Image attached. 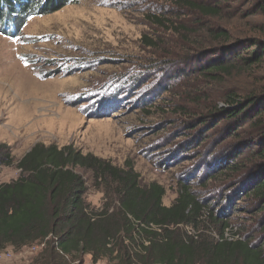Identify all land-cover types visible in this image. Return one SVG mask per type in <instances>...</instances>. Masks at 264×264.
<instances>
[{"label": "trees", "instance_id": "trees-1", "mask_svg": "<svg viewBox=\"0 0 264 264\" xmlns=\"http://www.w3.org/2000/svg\"><path fill=\"white\" fill-rule=\"evenodd\" d=\"M73 1L0 0V24L18 30L23 16L50 14ZM160 12L148 17L164 38L145 36L143 42L157 48L177 37L161 58L171 65L197 59L200 69L188 78L219 86L214 95L210 84L207 113L220 118L216 128L236 125L232 135L241 153L228 158L223 170L234 178L233 188L240 186L236 197L241 194L252 207L249 218L234 232L232 214L238 210L217 215L213 200L202 201L186 184L166 206V189L157 183L144 187L133 166L119 168L73 146L39 143L18 161L20 177L0 183V250L47 240L35 264L83 263L86 255L95 264H264V0H178L171 11ZM14 163L10 146L0 144V169ZM76 168L91 172L92 184L110 201L103 210L86 204L87 181ZM219 201L215 209L223 205Z\"/></svg>", "mask_w": 264, "mask_h": 264}, {"label": "rangeland", "instance_id": "rangeland-1", "mask_svg": "<svg viewBox=\"0 0 264 264\" xmlns=\"http://www.w3.org/2000/svg\"><path fill=\"white\" fill-rule=\"evenodd\" d=\"M177 1L74 0L50 14L23 16L16 21L20 31L0 24V144L10 146L15 160L0 169V183L20 177L17 163L36 144L73 146L113 166H133L144 187L157 183L166 189V206L186 184L202 201L213 200L217 215L237 209L230 229H241L252 207L241 194L236 197L240 186L233 188L234 178L223 170L228 158L241 153L232 135L236 125L216 128L220 118L207 113L210 84L214 95L219 86L188 78L200 69L197 59L171 65L161 58L177 37L157 48L143 42L145 36L164 38L148 15L169 12ZM198 110L207 117L201 119ZM75 170L87 181L86 204L103 210L110 201L92 184L91 172ZM216 198L224 201L217 209ZM204 225L214 228L209 221ZM180 229L193 233L188 226ZM31 247L0 250V264H35L41 251ZM8 252L12 256L4 258ZM83 262L93 261L86 255Z\"/></svg>", "mask_w": 264, "mask_h": 264}, {"label": "built area", "instance_id": "built-area-1", "mask_svg": "<svg viewBox=\"0 0 264 264\" xmlns=\"http://www.w3.org/2000/svg\"><path fill=\"white\" fill-rule=\"evenodd\" d=\"M46 241L47 240H45L44 242H41V243H37V244H35L34 246H32L31 248H28L27 250H31V251H36V250H42L44 247H45V245H46ZM12 256V253L11 252H8V254H5V255H3V257L4 258H10ZM72 264H85L84 262L83 263H81L80 261H76V262H74V263H72ZM88 264H95V263H88ZM96 264H101V263H96Z\"/></svg>", "mask_w": 264, "mask_h": 264}]
</instances>
